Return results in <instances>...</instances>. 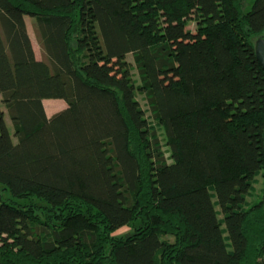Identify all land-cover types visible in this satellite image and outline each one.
I'll return each mask as SVG.
<instances>
[{"label": "trees", "instance_id": "1", "mask_svg": "<svg viewBox=\"0 0 264 264\" xmlns=\"http://www.w3.org/2000/svg\"><path fill=\"white\" fill-rule=\"evenodd\" d=\"M263 35L264 0H0V264H264Z\"/></svg>", "mask_w": 264, "mask_h": 264}, {"label": "rangeland", "instance_id": "2", "mask_svg": "<svg viewBox=\"0 0 264 264\" xmlns=\"http://www.w3.org/2000/svg\"><path fill=\"white\" fill-rule=\"evenodd\" d=\"M186 28L191 30V31H194L195 30V25H194L193 22H190ZM36 49H37V46H36ZM41 56H42V49L40 47V57ZM126 60L131 63V67H132L131 73H132L133 79L137 83L138 82V77H137V72H136V70L134 68L132 55L131 54H127L126 55ZM136 99H137L140 107L145 111V117L147 118V121L154 128L157 136L159 137L161 150H162V152L164 154V157L167 159V162L169 163L170 162V160L168 159L169 152H168V147L165 144V138H164L163 129L151 119L150 113L148 112V108H147V104H146V100H145L144 95L142 93H140V92H137L136 93ZM6 120H7L8 124H10L9 123L10 122L9 118L8 119L6 118ZM263 187H264L263 180H262L260 175H257L255 177V182H254V184L252 186V190H250V193L245 198L246 205H249V204H251V203H253V202H255V201H257L258 199L261 198L262 192H263ZM215 209L218 210L219 208L215 207ZM220 217L221 216L218 215V218H220ZM128 231H129L128 227H123L120 230H118L116 232V234L117 235L126 234ZM225 235H226V233H224V236Z\"/></svg>", "mask_w": 264, "mask_h": 264}, {"label": "crops", "instance_id": "3", "mask_svg": "<svg viewBox=\"0 0 264 264\" xmlns=\"http://www.w3.org/2000/svg\"><path fill=\"white\" fill-rule=\"evenodd\" d=\"M24 22L26 25V31H27L28 37L30 39L34 55H35L37 60H40L43 55L40 57V42L38 41L36 31H35V20L29 16H25ZM36 46H37L38 50L36 49ZM42 105H43L46 117H50L54 113H56V112H58V111H60L66 107V103L62 99H43ZM6 118L7 117L5 116V122H6L7 126L9 128H11L10 124H8Z\"/></svg>", "mask_w": 264, "mask_h": 264}, {"label": "water", "instance_id": "4", "mask_svg": "<svg viewBox=\"0 0 264 264\" xmlns=\"http://www.w3.org/2000/svg\"><path fill=\"white\" fill-rule=\"evenodd\" d=\"M254 51L256 60L259 62L264 71V35L256 39L254 43ZM262 141L264 148V127L262 131Z\"/></svg>", "mask_w": 264, "mask_h": 264}]
</instances>
